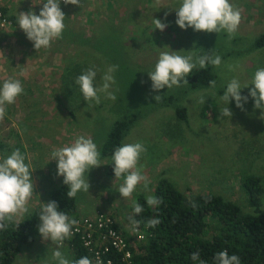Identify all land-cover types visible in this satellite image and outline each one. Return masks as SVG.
<instances>
[{
    "label": "rangeland",
    "instance_id": "374dc122",
    "mask_svg": "<svg viewBox=\"0 0 264 264\" xmlns=\"http://www.w3.org/2000/svg\"><path fill=\"white\" fill-rule=\"evenodd\" d=\"M162 1L158 5L149 4V9L142 12L141 6L145 4L142 0H119L116 11H108L107 16L112 15L114 19L103 23L94 13L83 14L80 6L61 8L66 26L61 39L77 31L89 34L97 46L101 42L109 46L98 50L93 46L78 45L68 47L72 48L70 54L66 51L58 54V50L64 48V42L58 39L51 43L50 48L57 53L55 58H48V63H59V67L48 71L46 85L32 83L30 100L23 104L24 114L32 115L31 124L27 122L23 131L20 128L14 134L10 132L4 136L8 142L11 141L10 144L17 140L24 146L20 151L26 156L25 163L31 164L32 180L36 186L32 197L35 200L29 204V213L17 221L40 210V202L47 203L52 191L64 185L63 177L57 175V161H50L54 149L85 136L97 144L101 154V148L117 122L131 120L132 117L136 121L131 120L133 123L123 145L142 142L145 146L146 152L141 155L139 165L143 166L142 174L148 178V187L145 189L141 182L132 197L126 200L118 192L123 176L119 179L111 177L108 167L113 162L112 157L100 155L103 165L88 173L89 193L80 192L76 197L82 217L110 216L119 222L118 229L137 239L131 233L133 226L128 219L133 212V201L138 202L141 193L154 196L156 183L163 177L185 193L190 194L189 189L194 194L222 192L227 199L238 202L243 211L251 209L247 194L241 188V179L249 173L264 179V120L258 118L261 110L254 109L251 97L244 103V110L234 106V100H230L227 106L233 113L232 117H218L219 109L224 107L220 96L227 83L232 78H237L242 85L250 83L256 70L264 68V48L253 47L256 39L264 35V0H230L241 11L239 28L231 40L223 31L217 34L196 32L192 28L182 30L175 23V9L180 6V0ZM29 2L19 0L22 4L18 7L21 9L19 12H23V4ZM41 8L39 5L34 12L39 15ZM70 12H78V24L69 21L71 15L68 17L66 14ZM153 19H160L168 27L162 32L154 29ZM6 35L26 37L19 26L16 29L14 26L1 28L0 37ZM171 50H183L181 55L193 50L197 56L219 55L222 58L220 67L207 65L215 76L216 87L190 91L188 84H182L176 89L152 90L148 72L154 69L160 51ZM37 63L31 71H36ZM9 65L10 60L5 66L8 72L15 70L11 67L9 71ZM111 65L119 66L113 74L116 83L110 89L117 99L113 101L99 93L101 103H87L74 83L76 77L94 67L97 70L94 86L99 88L103 84L102 76ZM229 66L234 70L229 71ZM197 69H200L198 65L192 73ZM127 82H132L130 88L126 87ZM252 87L249 84L248 88L242 89L241 95L247 96ZM156 95L163 96L158 103L154 99ZM177 107L187 108L186 121L177 115ZM4 119L0 121V130L10 125V119ZM126 201H129V209L125 214L122 211ZM262 201L264 211V196ZM39 245L42 248L36 251ZM68 246L66 244L59 250L71 261L72 252ZM56 249V245H50V240L46 242L42 238L31 251L24 249L16 264H57L52 256ZM28 251L32 253L28 254Z\"/></svg>",
    "mask_w": 264,
    "mask_h": 264
},
{
    "label": "clouds",
    "instance_id": "9594fccd",
    "mask_svg": "<svg viewBox=\"0 0 264 264\" xmlns=\"http://www.w3.org/2000/svg\"><path fill=\"white\" fill-rule=\"evenodd\" d=\"M63 3L81 6V0H63ZM39 4H42L39 15L31 10L19 12L17 15V25L37 51L41 48H49L53 41L61 39L66 27L65 14L60 7L61 0H41ZM175 13L177 17L175 23L182 30L192 28L196 32L217 34L223 31L227 33L229 40L234 38L241 22V11L231 4L230 0H180V6L175 9ZM153 23L154 29H159L161 32L168 27L160 19H153ZM182 51H160L154 69L148 72L152 90L158 91L165 87L172 89L180 87L182 84L186 85L188 84L187 77L191 75L197 65L200 69H204L208 64L220 67L222 63V58L219 55L197 56L196 50L186 51L187 55H181ZM118 67V65H111L107 68L102 76L103 84L99 88L94 86L97 76V70L94 67H89L76 77L74 83L79 87V91L87 103H101L99 93H104L107 99L113 101L117 99L115 93L110 89L116 83L113 74L118 70ZM233 70L234 68L229 66V71ZM19 75H25L24 71L22 70ZM249 84L254 87L249 90L247 96H242L241 90L248 88ZM209 85L210 88H215L216 81H209ZM24 92L25 89L20 79L9 77L3 81L0 85V121L6 116L7 106L14 104L17 97ZM249 97L254 101V109L261 110V115L258 118L264 120V68L256 70L250 83L242 85L237 78H232L227 83L226 90L220 96L224 107L219 109L218 119L232 117L233 113L227 106L230 100L235 101L237 108L244 110L243 105ZM154 99L158 103L163 99V96L156 95ZM201 102L204 101L201 100ZM145 152L146 148L142 142L118 146L113 152L114 175L117 179L122 176L124 178L118 192L125 199L132 197L141 182L145 189L148 187V178L142 174L143 166L139 165L141 155ZM25 160L26 156L20 149H15L10 155L0 156V231L6 230L10 223L29 213V201L34 196V183L31 177L33 171L31 164L25 163ZM52 160L57 161V175L63 177L64 185L69 188L67 192L69 199L76 198L80 192L89 193L88 173L91 169L103 165L100 161L97 144L90 137L86 138L85 136H79L71 144L54 149L51 152L50 161ZM146 203L149 207L158 206L162 203V199L156 196H147ZM132 210V215L134 213L135 216L144 209L138 202L133 201ZM97 214L100 215V211ZM100 216L95 218L92 216V219ZM134 216H130L128 219L135 230L139 222ZM114 220L117 226L119 222ZM39 221L40 223L37 225L39 234L44 240H51L56 244L57 249L53 251L52 256L57 264H92L87 256L76 261H69L59 250L60 247H65L68 239H71L73 228L79 224V221L59 210L56 201L40 202ZM159 223L158 218L150 219L146 226L154 228ZM117 230L125 237L124 231L118 228ZM135 237L137 238L136 235ZM126 240L133 255L131 243L127 238ZM113 253L116 252L112 251L109 255ZM199 257V251L191 254L193 261L205 264ZM120 258L125 264L124 255H121ZM215 261L216 264H241L240 258L235 254L229 255L227 250L217 253ZM97 264H100L99 260Z\"/></svg>",
    "mask_w": 264,
    "mask_h": 264
},
{
    "label": "trees",
    "instance_id": "16d2710c",
    "mask_svg": "<svg viewBox=\"0 0 264 264\" xmlns=\"http://www.w3.org/2000/svg\"><path fill=\"white\" fill-rule=\"evenodd\" d=\"M2 10L8 18L7 12ZM8 19L13 25H17L16 16H9ZM72 36V41L77 42L73 44L80 46H93L98 50L108 49L109 46V44L105 46L104 42H101L100 46L95 45L96 40H93L89 34L75 32ZM253 47L264 48V35L256 39ZM187 79L190 91H193L210 87L209 81L215 80V76L206 66L204 69L195 70ZM131 83L127 82L126 87L130 88ZM176 88L178 87L174 89ZM53 100L57 102L56 99ZM232 104L235 106L234 101ZM186 109L176 108L177 115L184 121L188 119ZM131 120L134 121L135 118L132 117ZM131 120L117 122L101 148V157H112L114 150L123 145L133 123ZM15 149H24V146L18 141ZM112 164L113 162L108 170L110 176L115 178ZM241 188L247 194V203L251 208L246 212L237 204L238 202L227 199L222 192L194 194L189 189L190 194H188L180 191L168 178L159 179L154 196L161 198L162 203L149 207L146 203L148 195L141 193L138 196V203L144 210L139 215L134 216V213L132 215L139 222L138 227L144 233V239L139 242L125 232V237L131 243L133 251L132 264H199L198 261L191 259V254L197 251L200 253L199 259L205 264H216V254L224 250H227L229 255H237L241 264H264V211L262 210L264 179L251 173L243 175ZM68 190L67 185H60L52 191L48 202L56 201L59 210L70 218L92 220L90 215L81 216L76 198L67 197ZM39 212L40 210H36L32 215L16 220L10 223L6 230L0 231V264H16L24 249L31 251V248H35V245L41 241L42 236L37 229L40 223ZM156 218L160 220L156 227L146 226L148 220ZM66 242L72 252L71 261L87 256L92 264H97L93 253L84 248L79 237L68 239ZM50 245L56 244L50 240ZM41 248L42 246L39 245L36 251ZM30 251L28 254L32 253ZM113 251L116 253L103 257L104 264H108V261H112V264H124L120 256L125 253Z\"/></svg>",
    "mask_w": 264,
    "mask_h": 264
},
{
    "label": "crops",
    "instance_id": "0c3cea01",
    "mask_svg": "<svg viewBox=\"0 0 264 264\" xmlns=\"http://www.w3.org/2000/svg\"><path fill=\"white\" fill-rule=\"evenodd\" d=\"M104 1L105 0H84V4H81L80 6L81 12L83 11V14L85 12L87 14L94 13L96 17H100L98 19L100 23L113 20L114 16L112 15L109 17L107 16L108 11H112V10L116 11L117 6L119 5V0H106L107 2H104ZM142 1L143 3H145L144 5L141 6L142 12H146L149 9V4L158 5V3L162 4L164 2L162 0H159V2L157 0H150V1L142 0ZM168 1L170 0H166V2ZM39 3H41V0H30V2L27 5L23 4L24 5L23 12H28L30 10L36 11L35 10L36 7L38 8L39 5L42 7V4H39ZM21 5L22 4L19 3V0H0V9H4L7 12L8 17L10 15L17 17L19 11L21 10L18 7H20ZM68 6H70L69 7L70 9L74 7V5H71V4L65 5L63 1L61 0V4H60L61 8L68 7ZM66 15L68 17L69 15H71L69 21L72 20L78 24V21L76 20V18H79L78 12L76 14H74V12H70V13H67ZM86 23L87 25H92L90 24V22H86ZM13 26L15 27V29L18 27V25H13ZM75 32L77 31L71 32L70 33L71 36L68 35L67 37H64L63 39H60V41L62 43L64 42L63 44L65 45H64V48L58 50V54L60 52L63 53L64 51L70 54V50L73 47L78 46L77 44H73L74 42L77 43L76 41L74 42L72 41L73 40L72 33H75ZM68 47H72V48H68ZM57 48H60V46L58 45ZM41 49L37 51L34 48L33 43L29 41L26 37L21 38L17 36L12 37V36H7V35L4 37H0V64L2 65L0 66V85H2L4 80L8 79L9 77H13L16 79H20L25 89L24 94L17 97L14 104L7 106V113H6L4 120L6 121L7 119H10V125L5 127L3 130H0V156L10 155L11 152L14 151V147L18 144L17 140L15 144H10L11 141L8 142L7 138L4 136L10 135V132L14 134L15 131L19 130L20 128H22V131H23V129L25 128V124L27 122L31 124L32 115L27 116L26 113H25L26 115L24 114L25 108L23 104L27 103L30 100L29 91L31 90L32 83L34 82L35 84H38L39 86L46 85L47 83L46 78H47L48 71H50L53 67L54 69H57L59 67V63H56L54 65L48 63V60H49L48 58L50 57L55 58V52L57 53V51L51 49L50 47L46 49L45 48H41ZM9 60L11 64L9 65V71L11 67H13V69L18 70V71L11 70L10 72H8V69L5 68V66L7 65V62H9ZM13 60L15 62V65H14ZM36 62H38L37 63L38 67H34L36 71H31L32 66H34L35 65L34 63ZM22 70L24 71L25 75L20 76L19 73ZM17 111H20V112H17ZM19 137H21V133L19 134ZM19 137L17 136V138ZM31 177H32V173H31ZM35 187L36 186L34 184V188ZM34 200L35 199L32 198L29 201V204L33 203ZM128 202L129 201L125 202L126 203L125 208L122 211L125 214L127 210L129 209L127 206ZM129 215L130 213L127 214V216Z\"/></svg>",
    "mask_w": 264,
    "mask_h": 264
},
{
    "label": "built area",
    "instance_id": "2783aa9c",
    "mask_svg": "<svg viewBox=\"0 0 264 264\" xmlns=\"http://www.w3.org/2000/svg\"><path fill=\"white\" fill-rule=\"evenodd\" d=\"M63 1V0H62ZM13 26L12 22L6 17L4 11L0 9V28ZM79 224L73 228L71 238L79 237L84 248L93 253L95 262L99 260L104 264L103 257L108 256L113 250L124 252L125 264H132V253L124 235L115 229L116 221L110 216H100L96 219H81ZM78 229V230H77ZM132 233L138 240L144 239V233L139 227L133 228ZM112 264V261H108Z\"/></svg>",
    "mask_w": 264,
    "mask_h": 264
}]
</instances>
